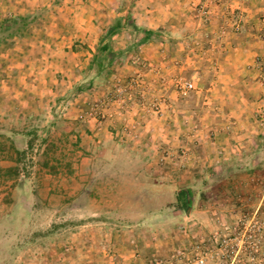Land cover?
I'll list each match as a JSON object with an SVG mask.
<instances>
[{
	"label": "rangeland",
	"instance_id": "obj_1",
	"mask_svg": "<svg viewBox=\"0 0 264 264\" xmlns=\"http://www.w3.org/2000/svg\"><path fill=\"white\" fill-rule=\"evenodd\" d=\"M161 6L0 0V264H264V40Z\"/></svg>",
	"mask_w": 264,
	"mask_h": 264
},
{
	"label": "crops",
	"instance_id": "obj_2",
	"mask_svg": "<svg viewBox=\"0 0 264 264\" xmlns=\"http://www.w3.org/2000/svg\"><path fill=\"white\" fill-rule=\"evenodd\" d=\"M166 2L167 3L162 4V0H160V5H162L161 8L164 6V9L174 12V16L178 11L185 12V14H187V12L195 11V8L200 4L202 6L201 8L209 10V13H212V15L214 16L209 24H212V27H214L216 24L219 27L226 25V15H228V13L232 14L235 12L236 16H239V19L242 21L243 34L241 35V41L246 44V47H248L247 44H255L258 39L264 40V23H262V21L260 20V17L264 16V0H167ZM157 20H161V15H159ZM162 23L163 22H159V24H157V27H159ZM248 48L251 51H254V53L259 52L256 49H251V47ZM236 50L241 53L242 51H245V47L243 46L242 49H235V51ZM225 56H227V59L228 57L232 59L237 58L234 51L227 53V55ZM238 56L241 59H243L244 57L239 53ZM37 69L32 68V71H36ZM30 81L31 83H34L36 79H30ZM216 86L218 88L220 87L219 84H217ZM41 102L42 99L34 101L33 103L40 105ZM27 105L31 107V102H27ZM11 135L13 134L11 133ZM15 135L17 137H23L24 134L21 135V132H14V135L13 137H11V139H14ZM3 149H5L4 146L0 145V153H3L1 152ZM13 167L15 166H12V168Z\"/></svg>",
	"mask_w": 264,
	"mask_h": 264
},
{
	"label": "trees",
	"instance_id": "obj_3",
	"mask_svg": "<svg viewBox=\"0 0 264 264\" xmlns=\"http://www.w3.org/2000/svg\"><path fill=\"white\" fill-rule=\"evenodd\" d=\"M12 23L13 24H16L18 27H25L26 25H27V19L26 18H14L13 20H12ZM5 30L6 29H8V28H4ZM149 35V34H148ZM106 46L105 47H103L102 49H103V51L104 50H106ZM97 64H99L100 65V60H96L95 61ZM26 155V152H16V156H25ZM11 171H13V172H16V177H18L19 176V174H18V169L16 168V167H13V168H11L10 169ZM177 196V201H179L181 204H184V205H187L188 203H187V197H186V193L185 192H180L179 194H177L176 195Z\"/></svg>",
	"mask_w": 264,
	"mask_h": 264
},
{
	"label": "built area",
	"instance_id": "obj_4",
	"mask_svg": "<svg viewBox=\"0 0 264 264\" xmlns=\"http://www.w3.org/2000/svg\"><path fill=\"white\" fill-rule=\"evenodd\" d=\"M236 30L238 29V26L235 27ZM180 92L182 93V95H186L189 91H191L193 89V85L191 82H184L183 84H181L180 86Z\"/></svg>",
	"mask_w": 264,
	"mask_h": 264
}]
</instances>
